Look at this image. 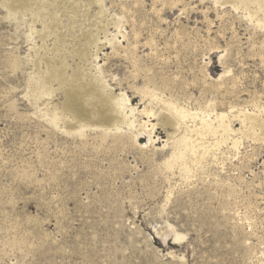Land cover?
Wrapping results in <instances>:
<instances>
[{"label":"rangeland","instance_id":"374dc122","mask_svg":"<svg viewBox=\"0 0 264 264\" xmlns=\"http://www.w3.org/2000/svg\"><path fill=\"white\" fill-rule=\"evenodd\" d=\"M63 1L67 75L107 23L91 74L134 124L68 130L70 78L35 101L26 18L0 0V264H264V0ZM169 106L211 126L165 131ZM181 137L195 151L178 158Z\"/></svg>","mask_w":264,"mask_h":264},{"label":"bare ground","instance_id":"6f19581e","mask_svg":"<svg viewBox=\"0 0 264 264\" xmlns=\"http://www.w3.org/2000/svg\"><path fill=\"white\" fill-rule=\"evenodd\" d=\"M1 1L4 2V5L8 11V15L12 19L16 20L18 17L22 19L26 18L23 24H27L28 40H30L32 43L30 50L32 52L31 63L33 65V71L31 74H29V78L27 77V84L30 85L31 96L35 101L38 100V94H40L42 91L48 90L54 83H60L61 79L65 80L70 78L71 83L67 85L64 95L71 101V104H68L67 106L68 110L73 113L74 120L79 121L80 124L77 127L73 126L72 124L66 125L65 127L68 130H74L79 127L80 130H78V132L82 133L84 131L82 128L85 126L88 128L90 126H94L96 128L104 126L108 128L120 123L126 124L131 128L133 127L134 121L132 120V113L135 111V109L129 107L128 113L123 112L127 108L129 100L125 97V95H114L109 86L105 82H102L103 79L100 75L96 77L95 75L91 74V57L94 55L96 59L97 52L99 50V35L103 34V32L106 30L107 23L101 24V22L99 23L98 21L99 24L97 27H95V31L93 33H88V31H86L77 42V46L72 48V57H75L78 60L79 65L77 64L76 69L73 70L71 75L68 76L66 71L69 66L66 65V62L63 60V56L69 52L66 53L63 51L65 49H62V45L65 43V38L58 30L61 27V21L59 19L58 13L59 11L62 13L64 12V1ZM30 2L33 3V7L31 8ZM223 2L224 0H220L221 4ZM37 24L40 26L39 30L36 29ZM64 28L65 32L70 33L72 31L71 24L63 27V29ZM49 37H54L51 49L48 48L46 43V40ZM34 38H37L39 42H41L40 46H37L35 43L36 40L34 41ZM92 49H94V53L91 52ZM48 53H51L52 56L46 57ZM92 80L98 81L100 83L99 89L95 88ZM169 110H171L173 115L170 114L169 116L158 114L156 117L157 124L160 125L165 131L168 129V127L172 128V126L176 125L174 121L176 118L177 120L179 119L183 121L186 118L195 117L198 118L202 129H208L211 126L212 121L209 120V116L205 118L204 115L199 116L198 113L191 114L183 109H178L175 106H169ZM251 117L253 116L243 114V120ZM214 120L216 123H218L217 128H220L223 131V135H228L231 129L227 124L228 121L226 120V116L220 114L217 115ZM89 122L91 124H88ZM152 127L154 128V126H151V129L153 130ZM172 136L173 134H167L166 142L169 141ZM189 143L190 139L181 137L177 144L182 148V150L180 151L178 148V153H176L174 157L178 156V158H181L184 154V151L187 150H190L193 153L195 151V146H190ZM238 145L239 143H237V141L233 143L235 150H237Z\"/></svg>","mask_w":264,"mask_h":264}]
</instances>
